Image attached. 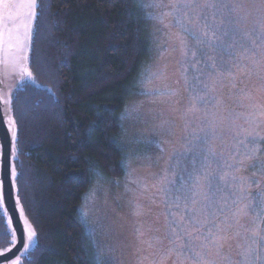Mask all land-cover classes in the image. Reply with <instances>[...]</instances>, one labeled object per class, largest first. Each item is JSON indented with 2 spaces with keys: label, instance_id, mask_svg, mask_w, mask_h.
Returning a JSON list of instances; mask_svg holds the SVG:
<instances>
[{
  "label": "rangeland",
  "instance_id": "374dc122",
  "mask_svg": "<svg viewBox=\"0 0 264 264\" xmlns=\"http://www.w3.org/2000/svg\"><path fill=\"white\" fill-rule=\"evenodd\" d=\"M139 1L126 175L80 208L99 264H264V0Z\"/></svg>",
  "mask_w": 264,
  "mask_h": 264
},
{
  "label": "trees",
  "instance_id": "16d2710c",
  "mask_svg": "<svg viewBox=\"0 0 264 264\" xmlns=\"http://www.w3.org/2000/svg\"><path fill=\"white\" fill-rule=\"evenodd\" d=\"M32 78L12 86L18 198L37 244L20 264H99L80 215L97 180L126 175L123 117L150 58L139 0H37ZM0 202V250L14 242Z\"/></svg>",
  "mask_w": 264,
  "mask_h": 264
},
{
  "label": "water",
  "instance_id": "95a60500",
  "mask_svg": "<svg viewBox=\"0 0 264 264\" xmlns=\"http://www.w3.org/2000/svg\"><path fill=\"white\" fill-rule=\"evenodd\" d=\"M8 2L16 5V7L8 11L0 7V47L3 48H0V181L3 182L4 191V200L1 205L8 215L9 224L14 232L16 242L7 250L0 251V264L9 263L21 253L30 252L37 244L36 236L31 243L27 240L29 227L35 233L36 231L25 218L24 210L21 211L20 201L17 203L18 188L15 178L11 177V168L15 167L16 137L13 139V131H15L16 136L18 131L15 118L10 112L12 85L15 84V81L21 83L23 78L27 76L18 65L15 66L14 71L9 72L11 65L8 61V59L10 60V50L13 49L17 59L23 62V68L30 71L27 66L30 39L24 43L23 47H18L14 38L21 34L18 31L19 27L22 24H31L33 18L30 14L31 10L27 7L30 0H8ZM3 24H6V27L3 28ZM21 35L23 37L25 34ZM25 244H28L27 248L24 247Z\"/></svg>",
  "mask_w": 264,
  "mask_h": 264
},
{
  "label": "snow or ice",
  "instance_id": "6c2138e0",
  "mask_svg": "<svg viewBox=\"0 0 264 264\" xmlns=\"http://www.w3.org/2000/svg\"><path fill=\"white\" fill-rule=\"evenodd\" d=\"M194 3H195V0H188V2L184 4V6L192 7ZM203 6L204 7H216V4L213 2V0H204ZM224 6L234 8L233 5H229V4H225ZM0 7H2L5 11H8L12 9L13 7H16V5L9 3L8 0H0ZM27 7L31 10L30 14L34 20L36 16L38 15V13L36 12V9L38 7L37 0H30ZM261 27H264V24H262ZM28 39H29L28 29H26L25 35L22 38L19 36L16 37L18 47H23L24 43ZM21 71L24 72L28 78L30 79L32 78V73L28 71L27 69L22 68ZM15 137H16V133L15 131H13V139H15ZM16 176H17L16 168L12 167L11 177L14 179ZM3 200H4L3 182L0 181V202H2ZM17 203H19L18 197H17ZM21 211H23V209H21ZM193 222L195 223V221ZM35 236H36V233L31 229V227H29L28 234H27V240L29 241V243L33 241V238ZM13 239H15V237H13ZM24 247L27 248L28 244H25ZM12 264H20L19 259L17 258L16 260H13Z\"/></svg>",
  "mask_w": 264,
  "mask_h": 264
},
{
  "label": "flooded vegetation",
  "instance_id": "af4514ba",
  "mask_svg": "<svg viewBox=\"0 0 264 264\" xmlns=\"http://www.w3.org/2000/svg\"><path fill=\"white\" fill-rule=\"evenodd\" d=\"M4 22V21H3ZM5 23V22H4ZM3 28L4 27H6V24H3V26H2ZM19 34L21 33V34H23V30H21L20 28H19ZM20 34V36L19 37H21L22 35ZM16 37L17 36H15V38L14 39H16ZM22 38V37H21ZM1 49H3L2 47H0ZM0 49V50H1ZM8 61H9V63H10V65H11V69H9V72H12V71H14V69H15V66H19L20 68H23V62H21V61H19L18 59H17V55H16V53L14 52V50L12 49V50H10V60L8 59ZM6 73H7V71H6ZM10 83V82H9ZM9 85V84H8ZM8 216V215H7ZM10 225V224H9ZM14 233V232H13ZM14 237H15V235H14ZM15 242H16V238H15ZM14 242V243H15ZM14 243L12 244V245H14ZM11 245V246H12ZM10 246V247H11ZM1 251V250H0ZM24 253H21L18 257H16L15 259H13V260H16L17 258L19 259V261L21 260V256L23 255ZM13 260H11L9 263H3V264H12V261Z\"/></svg>",
  "mask_w": 264,
  "mask_h": 264
}]
</instances>
